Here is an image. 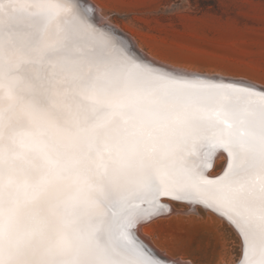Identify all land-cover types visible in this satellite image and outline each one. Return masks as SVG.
<instances>
[{
  "label": "snow or ice",
  "instance_id": "obj_1",
  "mask_svg": "<svg viewBox=\"0 0 264 264\" xmlns=\"http://www.w3.org/2000/svg\"><path fill=\"white\" fill-rule=\"evenodd\" d=\"M174 214L264 264V84L150 60L91 0H0V264H191L139 235Z\"/></svg>",
  "mask_w": 264,
  "mask_h": 264
},
{
  "label": "rangeland",
  "instance_id": "obj_2",
  "mask_svg": "<svg viewBox=\"0 0 264 264\" xmlns=\"http://www.w3.org/2000/svg\"><path fill=\"white\" fill-rule=\"evenodd\" d=\"M91 2L100 8L102 18L131 35L146 52L160 58L156 59L160 63L264 83V0ZM223 164L220 159L213 172L219 173ZM148 225L152 239L173 256L198 264H232L238 260V236L215 216L174 214ZM197 239L205 249H212L211 255L189 256Z\"/></svg>",
  "mask_w": 264,
  "mask_h": 264
},
{
  "label": "bare ground",
  "instance_id": "obj_3",
  "mask_svg": "<svg viewBox=\"0 0 264 264\" xmlns=\"http://www.w3.org/2000/svg\"><path fill=\"white\" fill-rule=\"evenodd\" d=\"M92 1V0H91ZM91 3H93V4H95L94 2H91ZM96 5V4H95ZM100 9V8H99ZM101 16V15H100ZM106 20V19H105ZM107 21H109L110 23H112L110 20H107ZM112 24H114V23H112ZM115 27L117 28V29H119L120 31H121V29H120V27L118 26V25H115ZM122 32L123 33H125L123 30H122ZM125 35L128 37V38H130L131 39V41H133L134 42V45H137L138 47H139V49H140V51L145 55V56H147V58L148 59H150V60H154V61H157L156 59H160V58H157V57H155L153 54H151V53H149V52H146L145 50H144V48H142L140 45H139V43L137 42H135V40H134V38L131 36V35H129V34H127V33H125ZM162 60V59H161ZM160 61V60H159ZM158 62V61H157ZM162 63V62H161ZM168 64V63H167ZM179 67V66H178ZM190 71V70H189ZM191 71H193V70H191ZM200 72V71H199ZM219 73V72H218ZM206 74H208V73H206ZM208 75H218V76H226V77H232V75H227V74H208ZM234 77H238V76H234ZM233 77V78H234ZM244 79V78H243ZM247 79V78H246ZM252 80V79H251ZM254 82H256L257 84H260L261 82H257V81H255V80H253ZM261 84H264V83H261ZM220 159H223L224 160V157L223 156H220L217 160H216V163L217 162H219L220 161ZM213 174H219V173H214L213 172ZM180 210L181 211H183L184 209L182 208V207H180V208H178V207H176V211L177 212H180ZM212 216V215H211ZM150 227H149V225L148 224H146L144 227H142V228H140L139 229V235H140V237L142 238V239H144V240H146L147 242H150V245L154 248V249H156L158 252H160V253H162L164 256H167V257H172V258H177V259H180V260H182V261H188V260H191V259H189V258H184V257H182V256H173L171 253H169V251L168 250H166V249H163V248H161V246L155 241V239H152V237L150 236ZM240 242V241H239ZM191 264H198V263H195L193 260H191ZM232 264H237V261L236 262H234V263H232Z\"/></svg>",
  "mask_w": 264,
  "mask_h": 264
},
{
  "label": "water",
  "instance_id": "obj_4",
  "mask_svg": "<svg viewBox=\"0 0 264 264\" xmlns=\"http://www.w3.org/2000/svg\"><path fill=\"white\" fill-rule=\"evenodd\" d=\"M121 33H123L122 31H120ZM123 34H125V33H123ZM135 48H136V50L138 51V53H141V54H143L137 47H136V45H135ZM143 56H145L144 54H143ZM146 58H147V56H145Z\"/></svg>",
  "mask_w": 264,
  "mask_h": 264
}]
</instances>
